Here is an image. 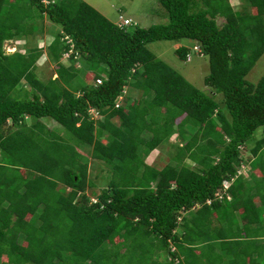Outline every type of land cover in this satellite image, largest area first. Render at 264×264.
<instances>
[{
    "label": "trees",
    "instance_id": "trees-1",
    "mask_svg": "<svg viewBox=\"0 0 264 264\" xmlns=\"http://www.w3.org/2000/svg\"><path fill=\"white\" fill-rule=\"evenodd\" d=\"M158 2L165 23L130 29L84 0H0V264H264V136L247 144L264 134V74L246 78L264 54V0ZM37 18L59 26L46 80L39 48H4ZM183 38L208 58L209 91L147 47ZM68 52L80 67L62 64ZM126 85L139 103H117ZM172 135L164 164L148 163ZM86 146L110 169L94 196ZM246 150L249 178L238 174ZM232 177V199L218 198Z\"/></svg>",
    "mask_w": 264,
    "mask_h": 264
},
{
    "label": "rangeland",
    "instance_id": "rangeland-1",
    "mask_svg": "<svg viewBox=\"0 0 264 264\" xmlns=\"http://www.w3.org/2000/svg\"><path fill=\"white\" fill-rule=\"evenodd\" d=\"M94 8H96L100 13H102L105 17L110 20H113L116 23H121L123 25H128L130 29H133L136 25L140 27H148L151 24L156 23H165L167 17L164 13L162 6L159 4L158 0H84ZM231 3H236L237 0H230ZM234 7L237 8L236 4ZM121 16V17H120ZM125 20L126 23L123 21ZM223 19H219L218 23L220 24ZM36 22L40 25L39 30L35 33L29 34L28 36H20L15 38L14 40H8L4 43L5 51L13 52L16 49L19 51H25L27 48L30 47H37L39 48L38 58L36 59V67L34 69L37 77L46 80L48 77L56 76L54 70L56 67L55 61L51 57L52 49L50 48L49 44L52 40V31L58 29V25L52 22H49L47 19H39L37 18ZM177 46H186L190 48L191 58L188 61H182L178 58L177 54L175 53V49L177 48L176 43L170 40H157L154 42H150L147 44V47L164 62L168 63L173 69L179 72L187 81L192 83L194 86L204 89L205 91H209L210 89L204 85V77L209 72V64L208 58L204 55L201 56L195 52H193L191 46L192 41L186 38H183L178 42ZM69 53V52H68ZM62 64L66 66H70L74 63L76 67H80V63L78 61L71 62L68 58V55L64 54L60 60ZM264 74V54L259 58V60L253 65L251 71H249L248 75L246 76L247 80L250 82H256L262 75ZM29 87L30 93H33V89ZM16 96L20 95L17 93ZM22 96H25L23 94ZM123 96L127 97V102L129 103H139L140 102V92L137 89L131 88L129 85L125 86L120 99H118L117 103L123 106ZM221 94H216L215 99L218 102L222 100ZM124 101V103H125ZM220 106L222 107L221 103ZM93 121L95 122L97 119H101V115L97 112L92 113ZM180 118H177L178 121ZM112 122L116 124L119 123L118 118L115 116L110 119ZM48 126V128L63 134V130L61 127L50 118L42 119ZM27 123H31L30 118H27ZM263 128L259 127L255 130L253 137L247 141L248 146L250 147L254 141L264 136ZM144 136L150 137V132H143ZM172 142H175V135L170 137V141H163L159 145V149L156 148L152 150L149 156L146 158L148 163L155 164L157 166H162L164 162L167 160V151H171L170 146ZM87 148L90 147H83V151L85 155L88 157L89 161V172L90 176L94 178V181L97 185L94 188H89L87 191L92 196L97 195L100 192L101 185L110 177V169L108 166L102 162H98L96 159H92L89 154L87 153ZM86 149V151H85ZM160 150V151H159ZM163 157V158H159ZM244 166L241 168L242 174L244 178H249L251 173V167L249 165L250 161V154L249 150L243 151L241 153ZM258 177L261 176L260 171H255ZM119 177V175H118ZM121 179V177H119ZM94 193V194H93ZM95 200V198H93ZM256 203H261L259 199L255 197ZM236 215V211H235ZM240 222L241 219H239ZM116 242L120 241L115 239ZM123 250V249H122ZM164 255L162 254L160 258Z\"/></svg>",
    "mask_w": 264,
    "mask_h": 264
},
{
    "label": "clouds",
    "instance_id": "clouds-1",
    "mask_svg": "<svg viewBox=\"0 0 264 264\" xmlns=\"http://www.w3.org/2000/svg\"><path fill=\"white\" fill-rule=\"evenodd\" d=\"M176 43V42H175ZM179 47V46H178ZM186 47V46H185ZM191 48H192V50H193V52H195V53H197V54H199V55H201V56H204V54L201 52V50H200V48L198 47V45L194 42V41H192V46H191ZM187 49H188V51H187V53H186V57H185V59H184V61H188V60H190V58H191V52H190V48L189 47H187ZM183 61V60H182ZM99 83V82H98ZM118 105V104H117ZM243 166H244V163H242L241 165H240V169H239V171H238V174H242V170H241V168H243ZM233 180H234V177H232L231 179H224L223 180V183L225 182V181H228L229 182V185H228V187L226 188V189H224V185H223V183H222V187H221V189L220 190H222V196L220 197V198H222L224 195L226 196V198L227 199H229V200H231L232 199V195L229 193V192H227V189L230 187V185L232 184V182H233ZM219 190V191H220Z\"/></svg>",
    "mask_w": 264,
    "mask_h": 264
},
{
    "label": "built area",
    "instance_id": "built-area-1",
    "mask_svg": "<svg viewBox=\"0 0 264 264\" xmlns=\"http://www.w3.org/2000/svg\"><path fill=\"white\" fill-rule=\"evenodd\" d=\"M44 2H46V3H48L49 2V0H43ZM121 17V16H120ZM124 23H126L125 22V20L123 21ZM118 24H121V23H118ZM122 25V24H121ZM69 53H66V55H68ZM97 82H99V80H97ZM223 185H224V189H226L227 187H228V185H229V182L228 181H225L224 183H223ZM216 196L218 197V198H220L221 196H222V190H220V191H217L216 192Z\"/></svg>",
    "mask_w": 264,
    "mask_h": 264
},
{
    "label": "crops",
    "instance_id": "crops-1",
    "mask_svg": "<svg viewBox=\"0 0 264 264\" xmlns=\"http://www.w3.org/2000/svg\"><path fill=\"white\" fill-rule=\"evenodd\" d=\"M220 19H222V18H220ZM190 40V39H189ZM180 42V41H179ZM179 43L178 42H176V46L178 45ZM178 47V46H177Z\"/></svg>",
    "mask_w": 264,
    "mask_h": 264
}]
</instances>
